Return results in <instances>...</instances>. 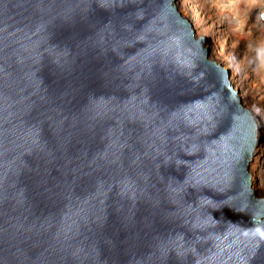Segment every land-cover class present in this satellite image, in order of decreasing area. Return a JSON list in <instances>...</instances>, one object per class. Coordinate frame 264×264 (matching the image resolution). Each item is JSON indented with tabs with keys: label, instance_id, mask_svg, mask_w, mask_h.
I'll list each match as a JSON object with an SVG mask.
<instances>
[{
	"label": "water",
	"instance_id": "water-1",
	"mask_svg": "<svg viewBox=\"0 0 264 264\" xmlns=\"http://www.w3.org/2000/svg\"><path fill=\"white\" fill-rule=\"evenodd\" d=\"M207 41L177 0H0V264H264Z\"/></svg>",
	"mask_w": 264,
	"mask_h": 264
},
{
	"label": "rangeland",
	"instance_id": "rangeland-1",
	"mask_svg": "<svg viewBox=\"0 0 264 264\" xmlns=\"http://www.w3.org/2000/svg\"><path fill=\"white\" fill-rule=\"evenodd\" d=\"M232 1L228 10L214 0H177V5L197 35L207 38L210 58L232 72L233 84L258 122L260 150L248 169L256 195L264 197V0Z\"/></svg>",
	"mask_w": 264,
	"mask_h": 264
},
{
	"label": "bare ground",
	"instance_id": "bare-ground-1",
	"mask_svg": "<svg viewBox=\"0 0 264 264\" xmlns=\"http://www.w3.org/2000/svg\"><path fill=\"white\" fill-rule=\"evenodd\" d=\"M214 3L216 5H218L220 8H223L224 10H228V9H230V7L234 6L232 0H222L221 2L219 0H214ZM263 21H264V18H263ZM198 36H200V34ZM234 85H235V89H236L237 88V83H235ZM239 88H240V86H239ZM259 150H260V147H259V145L257 143L255 148H254L253 154H252V156L250 158L249 164L252 163V162H255V160L257 159ZM251 160H252V162H251ZM248 168H249V166H248ZM248 171H249V169H248ZM250 176H251V172H250ZM251 180H252V176H251Z\"/></svg>",
	"mask_w": 264,
	"mask_h": 264
}]
</instances>
